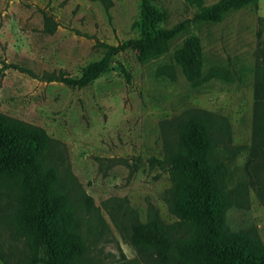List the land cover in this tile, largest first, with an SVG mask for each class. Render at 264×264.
<instances>
[{
  "label": "rangeland",
  "instance_id": "374dc122",
  "mask_svg": "<svg viewBox=\"0 0 264 264\" xmlns=\"http://www.w3.org/2000/svg\"><path fill=\"white\" fill-rule=\"evenodd\" d=\"M219 1L155 0L161 27L188 22L186 29L156 57L119 52L85 87L0 71V112L59 142L65 197L50 218L60 250L80 253L70 264H194L174 251L162 255L138 230L156 220L177 238L189 228V196L180 185L185 173L150 159L162 160L175 147L179 122L193 108L226 117L232 143L247 146L234 156L219 152L230 170L226 189L241 201L227 208L226 223L233 241L244 237L264 255V157L249 148L256 84L264 74V0L218 21L195 20ZM140 19L141 0H0V68L14 63L40 77H81L104 56L101 43L140 37ZM192 35L203 56L197 82L182 64ZM28 191L17 178L0 176V264H33L34 255L44 256L15 233L28 223L20 210V193Z\"/></svg>",
  "mask_w": 264,
  "mask_h": 264
},
{
  "label": "trees",
  "instance_id": "16d2710c",
  "mask_svg": "<svg viewBox=\"0 0 264 264\" xmlns=\"http://www.w3.org/2000/svg\"><path fill=\"white\" fill-rule=\"evenodd\" d=\"M259 0H220L205 7L195 17L199 21H218L227 12L241 9ZM163 20L155 0H141V19L138 23L140 37L130 38L117 45L101 43L106 51L100 61L87 67L81 77H71L55 72L40 77L34 71L18 64L5 68L19 69L36 78L63 82L71 87H85L99 78L108 68L112 58L121 51L136 50L142 60L162 54L170 41L186 29L188 22L173 28L161 27ZM182 64L187 78L197 82L202 75L203 56L200 40L192 35L182 52ZM255 121L251 154L264 157V74L259 75L255 90ZM178 125L174 148L164 159L152 157L151 161L166 162L172 173L183 171L182 189L189 196L184 207L189 215V228L179 237L160 222L152 220L138 227L139 232L153 241L162 254L176 252L194 264H264V255L250 249L244 237L233 241L226 223V210L240 204L239 192L226 189L225 180L230 173L228 164L219 155L240 153L244 145L232 143L229 120L203 108H193ZM58 141L41 127H36L0 112V176L15 179L28 185V193L21 192L20 210L28 223L15 232L36 246L44 256L37 254L32 263L70 264L80 253L62 252L59 248L55 222L50 214L65 195L60 190L58 164L61 153ZM16 171V177L12 178Z\"/></svg>",
  "mask_w": 264,
  "mask_h": 264
}]
</instances>
